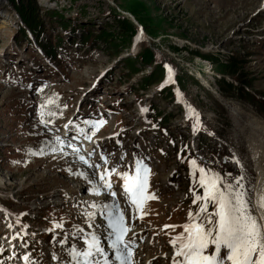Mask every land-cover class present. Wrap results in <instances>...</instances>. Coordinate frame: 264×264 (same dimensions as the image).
Here are the masks:
<instances>
[{"label": "rangeland", "instance_id": "rangeland-1", "mask_svg": "<svg viewBox=\"0 0 264 264\" xmlns=\"http://www.w3.org/2000/svg\"><path fill=\"white\" fill-rule=\"evenodd\" d=\"M21 1L37 8L44 28L40 40L54 44L58 34L63 41L51 57L33 35L17 40L19 15L10 0H0V264L21 263L2 239L16 230L25 232L24 240L38 264H56L50 256L54 251L61 254L58 240L63 239L53 232L41 233L43 226L62 222L60 228L76 242L74 229L84 236L93 231L106 236L110 231L107 213L93 205L107 202L109 211H115L113 200L128 225L125 234L134 232L135 247L140 242L143 246L142 251L135 250L139 264L152 257L156 264H171L174 246L169 241L184 232L189 210L195 214L202 202L198 199L193 204L197 196L203 197L198 167L226 180L242 176L250 198L249 211L264 213L256 205L264 178L260 170L264 167V134L252 129L264 126V0ZM48 11L61 12L69 27L50 23L45 17ZM132 11L142 12L145 29ZM120 21L133 24L135 33ZM101 30L108 43L78 42L82 31ZM145 49L152 61L144 63L143 73L131 72L126 57ZM153 63L163 68V75L143 88L140 77L150 73ZM219 64L226 66L225 71L219 70ZM171 74L173 83L156 92L168 81H163L165 75ZM223 80L248 91L255 100L239 94L236 87H227ZM212 90L218 91L231 109ZM145 96L155 106L150 120L129 121L133 102ZM49 99L51 103H46ZM164 112L168 116L153 124ZM42 119L51 123L42 124ZM98 120L103 122L92 131ZM128 123L131 127L121 130ZM137 123L146 127L141 132L136 126L140 128L136 134ZM185 123L198 129L194 138L189 137ZM78 132L91 139H81ZM54 136L71 139L89 163L80 161L76 153L67 154L72 148L58 144ZM54 145L63 146V152L52 150ZM193 158L190 172L188 162ZM138 162L148 169L139 207L125 193L121 175L134 176ZM113 165L116 171L105 179L116 194L114 198L100 180L103 170ZM78 172L86 173L94 184ZM94 186L100 187L99 193L89 191ZM208 211H212L211 204ZM3 212H10L12 223ZM89 212L93 213L90 220ZM94 224L101 227L90 226ZM102 242L107 248V240Z\"/></svg>", "mask_w": 264, "mask_h": 264}, {"label": "snow or ice", "instance_id": "snow-or-ice-1", "mask_svg": "<svg viewBox=\"0 0 264 264\" xmlns=\"http://www.w3.org/2000/svg\"><path fill=\"white\" fill-rule=\"evenodd\" d=\"M36 90L40 91L39 88ZM46 103H51V100L49 99ZM54 114L50 113V115ZM102 122V120L96 121L91 130L94 131L95 127ZM40 123L50 124L51 120L42 119ZM64 127L68 128V125ZM193 127L195 129V125ZM65 135L68 134L65 133ZM75 138V136L72 137V139ZM84 138L91 139L87 133H84ZM53 139L61 145L66 143L69 148L73 149L80 161L85 164L89 163L83 155H79L78 149L72 144L71 139L65 141L60 136H54ZM29 151L31 152L33 149H29ZM37 152L42 154L39 149ZM88 155L90 156L91 153ZM100 159L105 160V157L101 155ZM122 159L123 157H121ZM233 159L236 158L233 157ZM188 163L191 172L195 164L194 158ZM236 163L238 164L239 161L237 160ZM89 166L93 167V165ZM94 167L96 171H100L99 165ZM115 171L116 166L113 165L110 168H105L100 175L104 189L108 190L113 198L116 194L111 191V184L105 179V176L109 172ZM147 171V166L138 162L134 176L128 177L127 172L121 174L124 177L125 193L132 197L133 203L137 207L143 198ZM198 171L203 197L197 196L193 200V204L198 199L202 202L195 214L189 210L188 222L182 226L184 232L169 241L174 246L171 264H264V213L254 215L249 211L250 198L245 191L243 177L236 176L226 180L221 174L203 167H198ZM77 174L85 177L90 185L94 184L91 179H88L86 173L78 172ZM89 191L99 193L100 187H90ZM209 204L212 205L211 212L208 211ZM259 206L264 209V194L259 198ZM93 207H100L107 213L105 220L107 228L110 229L107 235L102 237L93 231L84 236L80 230L74 229L75 237L83 241V244L77 243L75 239H60L58 243L61 254L57 255L54 251L50 259L56 264H133V240L131 237H125L127 227L124 224L123 215L118 210V205L113 200L111 207L115 211H109L107 202L102 205L94 204ZM202 214L203 219H201ZM92 215L91 212L87 213L89 220ZM7 226L11 227V225ZM62 226V222L54 225V227ZM90 226L101 227L98 224ZM53 239L55 240L56 237ZM102 240H107V248L103 245ZM177 242L178 247L176 246ZM109 250H111V255ZM0 251L3 249L0 248ZM19 259L24 260L26 264H33L32 258L27 252Z\"/></svg>", "mask_w": 264, "mask_h": 264}, {"label": "trees", "instance_id": "trees-1", "mask_svg": "<svg viewBox=\"0 0 264 264\" xmlns=\"http://www.w3.org/2000/svg\"><path fill=\"white\" fill-rule=\"evenodd\" d=\"M10 3L12 6L15 7V10L18 13L20 22H21L20 25L19 24L17 25V30L20 36L19 37L16 36V39L17 40L20 38L28 39V37L31 34V36L33 35L37 41L39 40L38 41L39 45L41 47H44L45 54L48 56L54 57L57 53L55 52L56 47L60 46L63 41L60 35L58 34L56 35L54 44H51L48 40H45V42H43L42 40H40V36L44 34V28H43L42 20L39 17V14L37 12V8L30 6L29 3L27 5H24L21 0L20 1L10 0ZM131 14L135 17V19L143 27V29H145L146 27L144 26V24L146 23L142 19V12L132 11ZM45 17L49 19L50 23L53 22L54 24H58L60 28L62 29H67L69 27L67 18H65L61 12L48 11ZM120 24L127 26L126 29L128 28L132 30L133 33H135L134 31L136 28L133 24L131 25L128 24L129 25L128 26L127 24H125V21H120ZM73 30L74 29L72 28L69 31L73 34L74 33ZM104 35H106L104 30H101L100 32L82 31L80 36L78 37V42L83 45L92 43L94 41H100L101 43L106 44L108 43V40H107V37L104 38ZM204 56L209 60L212 59L211 57L207 55H204ZM125 60L127 62L126 65L130 68L131 72H136L140 68H144L146 64L152 61V55L146 52V49H145V51L143 50L138 55L126 57ZM155 64L156 63H153L154 67H153L152 73L142 78V80H144L142 83V87H146L149 84H152L156 82L157 80H160L159 78L162 77L163 68L160 66H156ZM218 66L220 67L219 70H221V72L225 71L224 68H226V66L224 64H219ZM225 84L227 85V87L231 89L236 87V86H233V84L230 82H225ZM235 89L239 91V94H244L247 96V98L249 97L253 100L254 96H252L248 91L238 86Z\"/></svg>", "mask_w": 264, "mask_h": 264}, {"label": "bare ground", "instance_id": "bare-ground-1", "mask_svg": "<svg viewBox=\"0 0 264 264\" xmlns=\"http://www.w3.org/2000/svg\"><path fill=\"white\" fill-rule=\"evenodd\" d=\"M260 7V6H259ZM205 86L206 87H208V85H206V83H205ZM218 99H221L222 100V98H220V97H218ZM225 105V104H224ZM226 107H228V108H230L231 109V105H230V103H228L227 102V105H226ZM236 114V113H235ZM48 117V116H47ZM243 123V122H242ZM243 124H245V125H247V126H251V125H249L250 123H246V122H244ZM246 126V127H247ZM70 128V127H69ZM250 128V127H249ZM255 132H257V133H263L264 134V126H258V127H253L252 128ZM70 130H71V128H70ZM138 130H140V128H136L135 129V131H137L138 132ZM69 131H68V129H66L65 127L63 128V133H68ZM79 134V136L81 137V139H83V140H85V141H87V139H85L84 138V134L83 133H81V132H78ZM62 136H65L64 134H62ZM73 137V136H72ZM85 146H86V144H85ZM49 147V146H48ZM51 147V146H50ZM63 146H61V147H59L58 145H54V146H52V148L53 149H60L62 152H63V150L61 149ZM70 149V148H69ZM67 150V149H66ZM87 150V149H86ZM85 150V151H86ZM84 151V152H85ZM67 154H71V155H73V149H71V150H69V151H67L66 152ZM66 153H63V155H65ZM61 156V155H60ZM77 156V155H76ZM63 158V157H62ZM258 163H260V162H258ZM261 164V163H260ZM260 164H258L259 166H260ZM260 170L262 171L261 172V174H263L264 175V167H262V168H260ZM262 175V176H263ZM260 179H261V177H260ZM124 191H125V189H124ZM262 194H264V178L263 179H261V190H259L257 193H256V205H257V207L260 209V210H262L263 212H264V209H262V208H260V206H259V198H260V196L262 195ZM127 227H128V225H126ZM134 233V232H133ZM133 233H130V234H128V235H126L125 234V236H126V238H128V237H131L132 238V240H133V244H132V247H133V264H139V260H138V258H137V255H136V252L137 251H142L143 250V246L141 245V242L138 244V247H135V244H137V239L132 235ZM136 248H141L140 250H137V251H135L136 250ZM60 255V254H59ZM136 257V258H135ZM154 258L152 257L151 259H148L147 260V262H146V264H156V259H154ZM145 264V263H144Z\"/></svg>", "mask_w": 264, "mask_h": 264}]
</instances>
